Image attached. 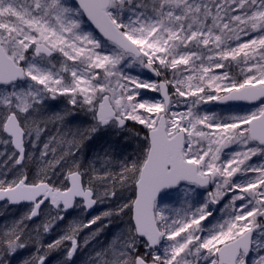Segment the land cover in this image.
Here are the masks:
<instances>
[{
	"label": "snow or ice",
	"instance_id": "obj_1",
	"mask_svg": "<svg viewBox=\"0 0 264 264\" xmlns=\"http://www.w3.org/2000/svg\"><path fill=\"white\" fill-rule=\"evenodd\" d=\"M101 134L119 139L90 157ZM15 206L0 264H77L114 220L86 264H264V0H0V208Z\"/></svg>",
	"mask_w": 264,
	"mask_h": 264
},
{
	"label": "trees",
	"instance_id": "obj_2",
	"mask_svg": "<svg viewBox=\"0 0 264 264\" xmlns=\"http://www.w3.org/2000/svg\"><path fill=\"white\" fill-rule=\"evenodd\" d=\"M64 109L63 106H55L52 109H50L47 113L48 116H51L54 112L56 111H62ZM76 126H79V121H77L73 125H59L57 124L55 129L52 128L50 125L49 128L52 131V134L55 135L57 131H59L61 128H63V131L60 132V135L66 134L68 131H75ZM47 138V137H45ZM59 139V136L57 137ZM119 138L114 135V134H108L104 135L101 134L98 136L92 144L87 145L84 149L85 153H88L91 157V155H94L95 152L99 151L102 145H105L106 143L110 142H115ZM122 144L123 141H120ZM35 167H32V171H35ZM108 205L107 204H98L97 209L91 214V215H86L85 211H80V210H74L70 212L68 216L65 217L64 221H61L58 223L57 227L54 229L53 232H51L48 236L47 239L50 241L51 239H54L61 235L70 224L73 223H79L81 221H86L91 219L92 217L102 213L103 211L107 210ZM26 211V206L23 207H18V208H11L5 211L3 208H0V229L3 228L5 223L10 224L14 218H18L23 213ZM125 220L127 217L124 218ZM40 221L37 220L36 222L31 225L32 227L35 226V224H38ZM107 223V221H105ZM99 224V222H98ZM97 227V225H93L92 229H83L79 235H78V240L80 241L81 244H83V240L85 237L89 235V232L94 230ZM120 227H122V224L119 220H114L113 224L110 225L109 228L104 229V231L96 238V240L92 241L89 247L87 248H81L77 254H76V261L77 264H86L89 253L91 252L93 247H99L101 244L107 243L112 236L119 231ZM53 264H56V261H53Z\"/></svg>",
	"mask_w": 264,
	"mask_h": 264
},
{
	"label": "rangeland",
	"instance_id": "obj_3",
	"mask_svg": "<svg viewBox=\"0 0 264 264\" xmlns=\"http://www.w3.org/2000/svg\"><path fill=\"white\" fill-rule=\"evenodd\" d=\"M129 74L131 75H139L141 79H151V80H155V78H153L148 72H146L144 69H141L137 66H133L132 68H129L126 70ZM142 93L146 96V97H157L159 98L157 93L151 92L148 89H144L141 90ZM216 102H209L208 104L202 105L201 106V114H203L205 111H209V110H213V111H219V108H213V105ZM56 106H63L65 107V105L63 103H58ZM251 106L250 105H242L240 104V107L234 109V111H247ZM183 110V109H182ZM200 191H203L202 189ZM171 206L179 209L181 207V204L179 201L177 200H173L170 202ZM217 208L220 207V205L216 206ZM214 215H216L217 217L220 216L219 212L214 213ZM211 219V218H210Z\"/></svg>",
	"mask_w": 264,
	"mask_h": 264
},
{
	"label": "water",
	"instance_id": "obj_4",
	"mask_svg": "<svg viewBox=\"0 0 264 264\" xmlns=\"http://www.w3.org/2000/svg\"><path fill=\"white\" fill-rule=\"evenodd\" d=\"M147 72H149L147 69H145ZM150 73V72H149ZM152 76H154L152 73H150ZM240 104H242V105H248L247 103H245V102H240ZM16 207H22V206H15V207H13V208H16ZM96 207H97V205L96 206H94V208L93 209H88V210H86L85 212H86V214L87 215H90V214H92L94 211H95V209H96ZM72 210H70V212H71Z\"/></svg>",
	"mask_w": 264,
	"mask_h": 264
}]
</instances>
